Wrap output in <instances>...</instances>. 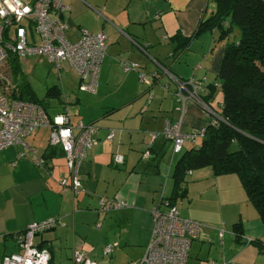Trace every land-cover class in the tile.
<instances>
[{
    "label": "crops",
    "instance_id": "1",
    "mask_svg": "<svg viewBox=\"0 0 264 264\" xmlns=\"http://www.w3.org/2000/svg\"><path fill=\"white\" fill-rule=\"evenodd\" d=\"M64 2L69 6L65 17L70 40L76 39L81 29L103 31L107 36L97 87L91 94L95 104L84 102L89 95L76 96L74 103L80 108L73 115L68 110L72 124L81 121L97 127L98 142L78 166L82 190L77 195L59 184L68 171L63 153L48 142L47 127L0 151V264L4 254L18 251L16 233L50 216L62 224L33 238L35 245L48 250L49 264H74V249L95 260L108 244H114L110 264H131L141 259L149 241L151 208L172 190L170 174L178 154L166 160V149L172 144L160 130L166 120L180 118L181 131L188 133L210 119L192 102L186 103L183 114L176 110L177 81L190 77L206 81V92L210 86L215 88L207 102L218 106L222 93L217 72L225 40H218L216 31H204L184 48L174 50L175 42L170 39L174 34L179 38L195 32L199 21L213 12L211 0ZM121 60L136 63L138 70H125ZM139 74H144L147 90L156 91L148 96L154 106L147 110H143L141 100L147 90L138 96L142 90ZM120 87L123 92L118 94L110 90ZM64 104L61 110L68 108ZM128 106L124 115L114 117L116 110ZM110 128L120 132L106 140ZM149 133H156V137L148 140ZM148 141L150 156L143 158ZM191 144L186 140L182 149ZM115 153L123 156L122 164H113ZM185 187L186 195L175 206L181 217L202 226L191 241L186 264H264V220L247 200L235 174L213 175L209 167L190 170ZM101 198L121 200L128 206L102 211ZM236 222H240L239 237L233 230ZM220 228L222 238L218 236Z\"/></svg>",
    "mask_w": 264,
    "mask_h": 264
},
{
    "label": "built area",
    "instance_id": "2",
    "mask_svg": "<svg viewBox=\"0 0 264 264\" xmlns=\"http://www.w3.org/2000/svg\"><path fill=\"white\" fill-rule=\"evenodd\" d=\"M68 10L69 6L64 0H0V151L21 143L22 138L36 129L47 127L48 142L51 146L61 148L68 171V176L62 177L59 184L70 188L72 194L77 195L82 190L78 166L98 142L95 137L97 127L93 123L84 124L81 121L72 124L67 107L50 117L40 105L11 97L12 88L10 86L8 90L9 85H6L10 83L9 78L1 74L8 54H13L18 60L41 55L58 71L63 64H67L78 76L79 89L94 93L107 36L103 31L81 29L77 38L70 40L66 34L69 23L65 14ZM122 64L125 70H138L136 63L122 61ZM139 78L147 83L144 74H139ZM1 79H5L6 83L3 84ZM200 92H204L201 80L192 77L185 81L178 80L174 92L176 110L183 114L186 103L192 102L210 116L211 124H215L218 116L200 97ZM180 124V118L173 122L166 120L161 132L165 139L171 141L173 154L182 151L186 140L198 142L205 133V125L183 133ZM119 132L110 128L105 139L112 140ZM150 137L154 139L156 133H150ZM149 156L148 149L143 151V158ZM112 162L114 165L122 164L123 156L113 154ZM127 206L121 200H99V209L102 211ZM150 213L152 228L149 241L141 259L131 264H186L191 241L198 237L201 224L181 217L177 207L165 199L153 206ZM61 224L53 216L29 223L23 231L14 235L18 251L4 254L1 264H49L48 250L35 245L33 238ZM223 232L222 228L218 230L220 238ZM113 247L114 244L103 246L102 255L109 256ZM71 258L74 264H96L80 249H74ZM209 263L214 264L213 261Z\"/></svg>",
    "mask_w": 264,
    "mask_h": 264
},
{
    "label": "trees",
    "instance_id": "3",
    "mask_svg": "<svg viewBox=\"0 0 264 264\" xmlns=\"http://www.w3.org/2000/svg\"><path fill=\"white\" fill-rule=\"evenodd\" d=\"M211 1L213 12L199 21L195 32L179 38L174 34L170 39L175 42L174 50L184 48L204 31H216L218 40H225L217 72L222 100L211 107L218 120L215 124L209 120L202 139L178 154L170 174L172 190L165 200L175 205L186 195L187 173L209 167L213 175L235 174L247 200L264 220V0ZM17 61L8 54V74L16 71ZM201 84L205 93L200 92V97L209 105L215 88L210 86L206 92V81ZM60 94L57 86L46 91V96L58 99ZM10 96L40 105L49 116L48 105L25 82L15 86ZM233 230L239 237L240 222L233 224Z\"/></svg>",
    "mask_w": 264,
    "mask_h": 264
},
{
    "label": "rangeland",
    "instance_id": "4",
    "mask_svg": "<svg viewBox=\"0 0 264 264\" xmlns=\"http://www.w3.org/2000/svg\"><path fill=\"white\" fill-rule=\"evenodd\" d=\"M237 33H238L237 31H234L232 34L237 35ZM17 63H18L17 64L18 67L16 68V71H13V72L9 71V74H8V70H7L8 68L6 65H4L1 68V74H4L6 78H10L9 79L10 83L9 84L6 83V85H9V87L7 86L8 90L10 86L13 90L15 86L17 87L22 82H25L34 91L36 97H38L39 99H43L44 102L48 105L47 110H48L50 117L53 116L55 113L61 111L60 108L63 102H65L66 106H68V110L70 114L73 115V112H76V110L80 108L79 103L77 104L74 103V97L76 96L79 97L83 95H89L87 98H84V102L90 105L95 104V102L93 101L94 97H91V94H92L91 92L79 89L78 76L67 64H63L61 70L58 71L56 67H54V65L45 56H41V55L28 56L25 59H19ZM140 81L139 83L142 86V90H140V93L138 96L142 95V92L144 90H147L148 88L147 83H143L142 81L141 82ZM179 81H185V80H179ZM52 86H57L60 89L61 94H60L59 99L53 96H46L47 89ZM110 90L114 94L123 92V89L121 87L116 88V89L111 88ZM153 93L156 94V91L154 89H150V90H147L146 93L143 95L144 97H142L141 99L143 102V106H142L143 110H147L146 108L148 106L150 107L154 106L152 104L154 103V101L150 103L151 101L148 100V96H150L151 94L153 95ZM128 108L129 106L126 107L125 109L123 107V108L116 110L114 113V117L118 118L119 116L124 115L127 112ZM117 111L119 113H117ZM146 119L148 121L151 119V116L149 113L147 114ZM115 122H118V121H115ZM115 129H119V128H115ZM40 131H43L44 132L43 134H45L46 136V129L42 128ZM160 131L162 132V129ZM160 135L163 138H165L162 135V133ZM149 137H150V133L148 135V140H149ZM148 145H149V141L148 143L146 142L143 151L147 150ZM168 148H169V151H168ZM168 148L166 149L167 151L166 160L167 161H168V157L170 158L171 154H173L172 145ZM95 260H96V263H99V264H110L111 263L109 262V256L107 257L103 256L102 253L99 251L97 253Z\"/></svg>",
    "mask_w": 264,
    "mask_h": 264
},
{
    "label": "water",
    "instance_id": "5",
    "mask_svg": "<svg viewBox=\"0 0 264 264\" xmlns=\"http://www.w3.org/2000/svg\"><path fill=\"white\" fill-rule=\"evenodd\" d=\"M2 83L5 84L6 83V80L5 79H1Z\"/></svg>",
    "mask_w": 264,
    "mask_h": 264
},
{
    "label": "bare ground",
    "instance_id": "6",
    "mask_svg": "<svg viewBox=\"0 0 264 264\" xmlns=\"http://www.w3.org/2000/svg\"><path fill=\"white\" fill-rule=\"evenodd\" d=\"M55 228V227H54Z\"/></svg>",
    "mask_w": 264,
    "mask_h": 264
}]
</instances>
